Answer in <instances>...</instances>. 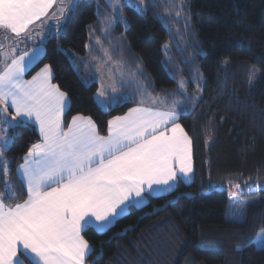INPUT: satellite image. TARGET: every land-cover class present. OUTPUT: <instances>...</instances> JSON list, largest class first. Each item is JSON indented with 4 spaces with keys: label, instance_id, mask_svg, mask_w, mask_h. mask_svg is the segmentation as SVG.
<instances>
[{
    "label": "trees",
    "instance_id": "obj_1",
    "mask_svg": "<svg viewBox=\"0 0 264 264\" xmlns=\"http://www.w3.org/2000/svg\"><path fill=\"white\" fill-rule=\"evenodd\" d=\"M180 1L183 17L169 19ZM120 2L126 25H115L112 36L105 38L98 20L112 15L106 1L77 0L70 23L46 39L27 77L51 65L52 83L71 105L66 121L75 115L91 117L99 134L107 135V122L136 105L129 100L103 110L95 100L93 70L82 63L77 71L72 60L87 56L85 45L97 38L105 48L109 41L124 43L125 60L133 71L137 63L143 68L139 79L148 83L150 78L153 97L171 96L183 79L186 94L198 98V106L187 104L178 121L193 142V178L142 208H129L103 232L88 229L84 238L93 251L86 264H264V248L255 243L264 229V0H145L143 9ZM90 26L95 29L91 34ZM5 35L0 31V43ZM174 40L180 42L175 43L178 49ZM165 45L172 51L165 52ZM31 46L29 41L28 50ZM101 55L96 52L95 59ZM133 99L139 97L133 94ZM8 136L12 139L4 158L11 161L12 171L7 179L17 181L14 170L22 163L20 157L40 135L27 124L9 129ZM210 185H239L241 196H258V202L248 205L243 222H228L227 190ZM11 187L17 195L23 193L17 202L27 198L22 184Z\"/></svg>",
    "mask_w": 264,
    "mask_h": 264
},
{
    "label": "snow or ice",
    "instance_id": "obj_2",
    "mask_svg": "<svg viewBox=\"0 0 264 264\" xmlns=\"http://www.w3.org/2000/svg\"><path fill=\"white\" fill-rule=\"evenodd\" d=\"M133 2L146 7L145 0ZM109 3L113 14L98 20L105 38L112 36L115 25H126L119 0ZM76 7L77 0H0V30L14 34L5 35L7 49L0 43V264H85L93 251L84 238L88 229L103 232L129 208H142L160 192H171L179 180L191 179L193 142L178 121L187 104L198 106V98L186 94L183 79L171 96L153 97L150 78L148 83L139 79L143 68L137 63L133 71L125 60L124 43L109 41L105 48L97 38L85 45L87 56L72 60L77 71L83 63L100 78L105 70L110 73L111 83L101 82L96 92L102 107L129 100L136 105L107 122V135L99 134L91 117L75 115L66 121L71 105L52 83L51 65L25 79L44 51V40L66 28ZM37 22L45 26L43 32L35 30ZM34 39L39 43L28 50ZM96 52L102 53L98 59ZM28 123L39 127L40 139L20 157L22 163L14 170L17 181H11V161L4 158L12 139L8 130ZM17 182L27 194L22 202L17 201L23 193L17 195L11 187ZM232 214L242 210L234 208ZM258 243L264 248V229Z\"/></svg>",
    "mask_w": 264,
    "mask_h": 264
},
{
    "label": "rangeland",
    "instance_id": "obj_3",
    "mask_svg": "<svg viewBox=\"0 0 264 264\" xmlns=\"http://www.w3.org/2000/svg\"><path fill=\"white\" fill-rule=\"evenodd\" d=\"M106 3L108 4V6L110 7V3H109V0H105ZM126 2L128 3H132L134 4L138 9H143L144 6H139L138 3H134L133 0H125ZM153 2L157 1V0H152ZM171 1H175V0H169V2L171 3ZM120 0H119V4H120ZM182 8H183V1H180V3L178 4V7L176 9V12L177 13H182ZM111 9V7H110ZM112 10V9H111ZM176 14H171L168 18L169 19H179V18H182L183 16L181 14L177 15ZM113 14V13H112ZM38 27V26H37ZM45 30V28L43 29V31ZM39 31V30H38ZM43 31H40V32H43ZM1 39L4 40V44H5V49H7L8 45H9V41L5 39V36H2ZM174 39V38H173ZM46 39L44 40V43H45ZM176 41V40H174ZM173 41V47H175L176 49H178V46L175 45V42ZM31 42L33 43V46L32 47H35L39 41L38 39H34V40H31ZM44 45V44H43ZM173 47H171L170 45H168V51L167 52H170L172 51ZM30 48V50H31ZM166 52V51H165ZM43 53V52H42ZM91 79L92 81H95L98 83V88L100 87V84L101 82H103L104 84H109L111 83V76H110V73L108 71H104L103 73V77L100 78V74L98 73H95L94 71L92 72L91 74ZM254 79V78H253ZM121 91V90H120ZM95 100L97 102V104L99 105V107H101L103 110H107L109 108H104L102 107L100 104H99V100L98 98L96 97V94H95ZM123 103V102H122ZM120 104V103H119ZM114 105H117V104H114ZM112 105V106H114ZM111 106V107H112ZM110 107V108H111ZM87 118V117H85ZM108 134V133H107ZM212 142V140L209 138L207 140V145H209L210 143ZM10 143V142H9ZM180 184V182L178 181L176 186H178ZM189 184V182L187 183ZM173 187V190L177 187ZM211 186V185H210ZM215 189H218V190H222V189H225L227 190V194H228V203H227V207H226V212H225V220L228 221V222H234V223H241L245 220V213H246V209L248 207V205H251V204H255L258 202V196H253V195H247V196H241L239 193H238V189L236 186H228V185H217V186H211ZM171 191V192H172ZM171 192H160L159 194H157L156 196H159V195H167ZM234 208H239L242 210V214L241 215H233L232 214V210ZM129 210V209H128ZM127 210V212H128ZM126 212V213H127ZM125 213V214H126ZM124 215V214H123ZM122 215V216H123ZM121 217V216H120ZM119 218V217H117ZM116 218V219H117ZM255 243L257 245L258 248H261V245L258 243V235L255 239ZM88 257V256H87Z\"/></svg>",
    "mask_w": 264,
    "mask_h": 264
},
{
    "label": "crops",
    "instance_id": "obj_4",
    "mask_svg": "<svg viewBox=\"0 0 264 264\" xmlns=\"http://www.w3.org/2000/svg\"><path fill=\"white\" fill-rule=\"evenodd\" d=\"M57 5H55L54 4V8L56 7ZM48 23V21H45V24H47ZM37 26L38 27H36V31H43V29L45 28V26L44 25H41L39 22H37ZM0 31H2V30H0ZM7 36H9V37H14V34H11V33H7L6 34ZM30 50V49H29ZM43 53H41V55H42ZM31 69V68H30ZM29 69V70H30ZM38 71H40V69L38 70ZM37 71V72H38ZM33 75H35V73L33 74ZM32 76V75H31ZM31 76L30 77H27V74L25 75V79H31ZM10 111H11V109H10ZM69 122H71V120L69 121ZM28 124H31V123H28ZM33 125V124H32ZM35 128H36V130H37V132L39 133V127L37 126V125H33ZM40 135V134H39ZM192 168H193V161H192ZM189 176L191 177V179L190 180H183V179H181V180H179V182H183V183H190L191 181H192V178H193V171H192V173H190L189 174ZM177 184V183H176ZM176 184L175 185H173V187H175L176 186ZM87 258V257H86ZM85 264H86V261H85Z\"/></svg>",
    "mask_w": 264,
    "mask_h": 264
}]
</instances>
